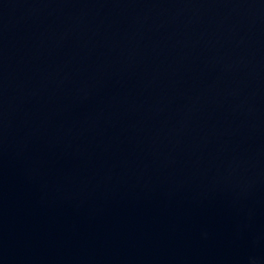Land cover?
Here are the masks:
<instances>
[{
	"label": "water",
	"instance_id": "obj_1",
	"mask_svg": "<svg viewBox=\"0 0 264 264\" xmlns=\"http://www.w3.org/2000/svg\"><path fill=\"white\" fill-rule=\"evenodd\" d=\"M0 264H264V0H0Z\"/></svg>",
	"mask_w": 264,
	"mask_h": 264
}]
</instances>
